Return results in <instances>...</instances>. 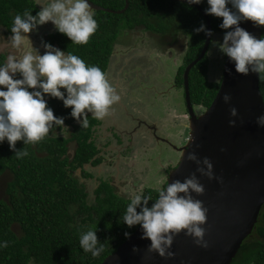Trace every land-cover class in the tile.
<instances>
[{
	"label": "trees",
	"instance_id": "trees-1",
	"mask_svg": "<svg viewBox=\"0 0 264 264\" xmlns=\"http://www.w3.org/2000/svg\"><path fill=\"white\" fill-rule=\"evenodd\" d=\"M91 1L113 10L125 5V0ZM200 6L204 10L209 7L207 0ZM25 10L32 11L33 15L40 11L33 0H0V19L9 30L14 17ZM93 12L99 27L86 45L73 44L58 31L44 41L106 72L120 32L143 29L163 35L168 30L178 33L187 41V49L182 54L174 82L176 91L183 88L184 69L198 57L206 36L193 31L201 22L206 25L203 14L196 7L189 8L186 3L174 0H129V7L123 13ZM208 16L212 41L216 36H223L226 30L219 27L222 18ZM211 48L212 44L209 50ZM209 50L188 73L191 104L202 108L209 106L220 85L219 81L208 79ZM259 88L264 101V73L260 74ZM46 100L54 115L65 117L71 134L69 138L62 135L55 138L50 131L49 138L36 145L17 141V149L26 147L29 152L22 160L16 159L7 140L0 144V174L8 170L13 175L7 191L8 202L0 203V241L9 242L7 248L0 250V264H99L126 240L125 232L132 234L139 227L129 228L122 223L131 198L120 196L106 182H101L93 192L94 198L91 197L84 183L91 176L90 165L101 161L97 156L100 149L92 139V128L98 121L88 115L89 127L82 128L70 116L71 108H65L58 99L48 97ZM56 131L59 133L60 129ZM71 140L76 141V148L73 159L69 160L66 152ZM78 169H81L80 174ZM159 190L146 188L141 193L156 199ZM152 203L154 200L149 201V207ZM88 230H97L98 239L104 244L105 250L99 257L85 253L80 247L81 234ZM230 264H264V204L252 233L242 242Z\"/></svg>",
	"mask_w": 264,
	"mask_h": 264
},
{
	"label": "clouds",
	"instance_id": "clouds-1",
	"mask_svg": "<svg viewBox=\"0 0 264 264\" xmlns=\"http://www.w3.org/2000/svg\"><path fill=\"white\" fill-rule=\"evenodd\" d=\"M202 3L204 0H186L189 8ZM207 4L209 7L205 9V14L222 18L219 27L226 30L222 43L210 40L209 44L224 54L223 63L226 55L239 74L247 76L250 73H264V36L257 38L240 26L241 22L249 20L254 26H264V0H207ZM40 5L41 10L36 15L25 10L23 14L14 17L9 43L15 51H10L6 60L0 64V86H3L0 87V144L7 140L18 160L29 156V152L26 147L17 149V141H23L24 145H36L49 138L50 131L55 138L58 135L66 138L70 133L65 125V117L54 115L46 95L62 101L65 108H71L70 116L82 128L89 127L88 113L95 119H103L112 106L121 100L116 85L99 66L86 64L71 52L62 51L42 41L45 49L43 55L38 48L33 47L32 42L31 50L20 55L18 50L24 47L26 40H30L27 34L38 31V26L48 22L77 45H86L98 30L99 25L89 0H51L47 5ZM193 31L213 36L212 30L203 22ZM175 89L176 86L174 93L177 95ZM231 100L232 96L225 93L223 102L230 104ZM193 108L198 114V109L202 107ZM229 112L232 118L238 117L236 107H230ZM235 124L236 119L229 120V126ZM256 124L264 128V114L256 118ZM57 128L60 129L59 133ZM186 158L195 162L196 172L183 181L177 179L167 183L166 188L159 190L156 199L151 195L136 194L131 198L122 218V223L129 228L139 225L142 229L141 239L151 241L147 251L155 252L162 258L174 256L171 247L181 231L192 237L198 247H209L205 240L206 228L203 227L207 222L208 209L203 201L193 196L205 192L196 173L218 183L222 182V178L215 174L209 157L201 160L195 152H189ZM77 172L80 174L81 169ZM152 200L154 203L149 207V201ZM72 211H76L74 206ZM124 236L128 239L131 233L125 232ZM79 243L82 250L91 253L93 257H99L105 250L104 244L98 239L97 230L82 233ZM8 246L7 240L0 241V250ZM133 251L139 249L133 246Z\"/></svg>",
	"mask_w": 264,
	"mask_h": 264
},
{
	"label": "water",
	"instance_id": "water-1",
	"mask_svg": "<svg viewBox=\"0 0 264 264\" xmlns=\"http://www.w3.org/2000/svg\"><path fill=\"white\" fill-rule=\"evenodd\" d=\"M174 1L186 3V0ZM89 3L94 10L112 13H123L129 7V0H125L120 10L101 7L90 0ZM192 6L203 14L206 27L212 30L205 10L200 4ZM240 26L257 38L262 37L263 26H254L250 20L241 22ZM211 37L205 36L200 54L183 73L189 139L180 147L174 146L181 157L178 164L168 171L164 185L166 188L167 183L177 179L183 181L196 172L195 162L186 158L189 152H195L201 160L204 157L211 159L214 172L222 182L196 173L205 192L200 196L193 194L208 209L207 222L203 227L206 228L205 240L209 247H198L192 237L181 231L171 247L174 256L162 258L147 251L151 241L141 239L139 226L99 264H230L255 227L264 204V128L256 124V118L264 114L260 75L237 73L234 63L225 55L218 91L209 106L198 115L191 104L188 73L206 54ZM225 93L232 96L230 104L223 102ZM230 107L237 108L238 117L230 116ZM230 119H236L235 126H229ZM162 141L167 143L166 139ZM133 246L139 251L134 252Z\"/></svg>",
	"mask_w": 264,
	"mask_h": 264
},
{
	"label": "rangeland",
	"instance_id": "rangeland-1",
	"mask_svg": "<svg viewBox=\"0 0 264 264\" xmlns=\"http://www.w3.org/2000/svg\"><path fill=\"white\" fill-rule=\"evenodd\" d=\"M47 24L50 23L45 25ZM53 29L56 30L54 26ZM119 36L115 45L116 55L110 59L106 75L116 85L117 91L127 98L128 103L126 100L119 101L118 105L121 103L125 106L123 112L116 108L117 105H115L116 109L114 107H112L113 110L110 109L109 113L112 115L108 114L102 119L98 133L94 138L100 147L111 141L114 143L117 138L120 141L123 140V143L116 145L113 149L111 146L114 144L110 145L109 150L103 149L102 155H99L101 164L90 170L94 173L97 181L102 178V180L112 182L115 192L120 196L133 198L146 188L162 189L164 187L168 171L178 164L181 157L180 152L176 151L174 146H182L186 142V136L189 135V129L186 127L188 120L186 119L187 109L183 88L177 91V95L174 93V86H176L174 78L185 49L167 47L164 52L163 50L158 52L151 48L146 34L144 41L137 37L134 31L121 33ZM171 36L179 37V34ZM222 38L223 36H216L214 40L222 43ZM166 39L171 38L166 37ZM166 44L170 43L166 42ZM209 52L211 60L208 65L210 66L208 79L220 82L224 54L213 46ZM128 61L132 62L128 63ZM145 79L149 82H144ZM141 105L144 106L147 117H152L153 121L162 120V129L159 134L163 138H168L171 144L163 142L162 138L161 141L157 139L149 141V139L141 140L134 137L135 133L132 130L136 127L137 120L133 121L129 119V116L139 119L138 114L131 108L134 109ZM126 110H128L127 115H125ZM203 111V108L198 109V114ZM121 116L125 118L121 119ZM113 119L114 121H112ZM111 127H115L117 131H124V133L127 131L129 135L123 137L113 130L114 137H112L113 133L108 134ZM70 134L68 133V135ZM70 145L76 147L75 141H72ZM72 147L70 155L74 150ZM5 174L7 177L4 179V187L13 179L11 172L7 171ZM88 181L86 182L88 183ZM94 188L92 185V189ZM89 193L93 197L94 193L92 191ZM2 198L8 199L4 194ZM14 228L18 229L17 226Z\"/></svg>",
	"mask_w": 264,
	"mask_h": 264
},
{
	"label": "flooded vegetation",
	"instance_id": "flooded-vegetation-1",
	"mask_svg": "<svg viewBox=\"0 0 264 264\" xmlns=\"http://www.w3.org/2000/svg\"><path fill=\"white\" fill-rule=\"evenodd\" d=\"M33 1H35V4H36V6H37V8L39 10H41V5L40 4L47 5L49 2H51V0H33ZM91 2H93V1H91ZM93 3L96 4L95 2H93ZM96 5H98V4H96ZM98 6H100V5H98ZM92 10L94 11V9H92ZM49 23L50 24L43 25V26H38V31H34V32H31V33L27 34L29 36L30 40H26V42L24 44V47L22 49H19L18 50L20 52V55L21 56L25 52L31 50V42H32L34 48H38L40 50V54L41 55L44 54L45 49L42 47L41 42L44 41L45 38H47L48 36H51V34H53V33H55L57 31V30H54L53 29V24L51 22H49ZM150 32L148 30H143V29L134 31V33L137 34V37L143 39V41H144V36L146 34L147 37H148V39H149V43L151 44V48L153 50L158 51V52H161L162 50L164 52L167 49V47H173V48H177V49L180 47V48H183L185 50L187 49V41L185 39H183V37H181V36H179V37H173V36H171V35H174V33H172V32L170 33L169 30H168V33H166L164 35L162 33L159 34V33L152 32V31H150ZM121 33H125V31L120 32L119 35ZM119 35H118L117 39L114 41L113 50H112L110 59L114 55H116L115 45L117 44V40H119V37H120ZM10 36H11V31L9 30L8 26H6L4 23L1 22V19H0V64H2L6 60V58H7V56H8V54H9L10 51H13V52L15 51V50H12L11 49V46H10V43H9ZM166 37H169L171 39L167 40ZM166 42H169L170 44H166ZM122 44L125 45V43H122ZM110 59H109V63H110ZM129 62H132V61H128V63ZM128 63H126V65L129 66ZM179 65H180V61H179ZM108 67H109V64H108ZM107 70H108V68H107ZM107 70H106V72H107ZM138 71H140L139 68H138ZM132 74H134V73L132 72ZM144 82L147 83V82H149V80H146L145 79ZM0 87H3V86H0ZM147 89H149V88H147ZM62 91H64V90L62 89ZM118 93L121 96V100H123V101L126 100V102L128 103L127 98L126 97H123V94H121L120 92H118ZM47 98H48V96H47ZM118 103L115 104V105H117V107L115 105H113L112 107H114V108L116 107L117 109H120L121 112H123V109L125 108V106L121 105V103L118 105ZM131 109H132L133 112H135L139 116V119H137V118H130L131 116H129V119H131L133 121H134V119L137 120V125H135L136 127H134L133 130H132L135 133L134 137L136 136L138 139H141V140H144V139L147 140V139H149V141L154 140V139L160 140L162 138V139H166L168 144L171 143L168 138H166V137L163 138V136H161V134H159V133H161V129H162V124H163L162 123V120H160V121H153L152 120V117H150V116L147 117V115L145 114V109H144V106L143 105L138 106V107H135L134 109L136 111L133 108H131ZM121 112H120V114H121ZM127 112H128V110L125 111V115H127ZM109 114H111V113H109ZM88 115L92 116L91 113H88ZM122 118H125V117L121 116V119ZM97 121H98V124L97 125H94V127L92 128V132H93L92 139L94 140V143L96 144L97 148L100 149L99 153L97 154V156H99L101 153H103V149L106 148L107 150H109L110 145L111 144H114V146H111V148L113 149V148H115L116 145H119V144L123 143V140L120 141L117 138V140L119 141L118 142L114 138L116 140L114 143L111 141L108 144L103 145L102 147H100L97 144L94 136H95L96 133H98L97 132L99 130L98 127L101 125V123H102L103 120L102 119H99V120L97 119ZM112 121H114V119ZM113 130L116 131L117 134L122 135L123 137L124 136L126 137L127 135H129V132L125 131V133H124V131H119V130L117 131L115 127L114 128L111 127L108 130V134L109 135L112 134L113 133ZM69 137H70V135L67 134L66 138H69ZM112 137H114V133H113ZM131 138H133L132 135H131ZM72 141H75V140H71L67 144L68 145V149H67L66 155L69 157V160H72L73 159V156L75 154V148H76V147H72L70 145V143ZM75 144H76V141H75ZM71 147L74 148V150H73V153L70 155V149H71ZM125 149H126V146H125ZM99 164H101V163L99 162L97 165H99ZM97 165H92L91 164L90 165V168H89V172H91V170H90L91 168H93V167H95ZM7 171L8 170H5L4 172H2L0 174V196H1L0 197V203L1 202H6L7 203L8 202V199H9V195H8V192L7 191H8V187H9V184L10 183L8 182L6 184L7 187L6 186L4 187V182H5L4 179H5V177H7V176H5L6 175L5 173H7ZM96 175H97V173H96ZM94 176H95L94 173L91 172V176H89V177H87L85 179V183L84 184L87 185L88 192L89 191L94 192V190L98 187V185L101 182H106V183H109L110 185H112V182L106 181V180H102V178H99V180L97 181ZM92 178H94V179L89 182L88 180L89 179H92ZM86 181H88V183ZM92 185L95 187L94 189H92ZM3 194L8 197L7 200H5V199L2 198V195Z\"/></svg>",
	"mask_w": 264,
	"mask_h": 264
},
{
	"label": "built area",
	"instance_id": "built-area-1",
	"mask_svg": "<svg viewBox=\"0 0 264 264\" xmlns=\"http://www.w3.org/2000/svg\"><path fill=\"white\" fill-rule=\"evenodd\" d=\"M188 138V137H187Z\"/></svg>",
	"mask_w": 264,
	"mask_h": 264
}]
</instances>
